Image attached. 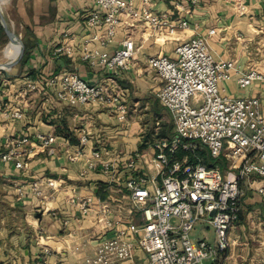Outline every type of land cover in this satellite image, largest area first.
Returning <instances> with one entry per match:
<instances>
[{
    "label": "built area",
    "instance_id": "2783aa9c",
    "mask_svg": "<svg viewBox=\"0 0 264 264\" xmlns=\"http://www.w3.org/2000/svg\"><path fill=\"white\" fill-rule=\"evenodd\" d=\"M96 4L97 9L90 12L86 25L97 32L84 41L80 56L92 67L108 71L129 70L136 54L130 35L113 54L105 49L121 25L125 29L150 30L155 37L191 27L186 18L155 12L152 0H96ZM240 7L242 12L246 10L241 3ZM178 10L191 13L190 9ZM94 41L98 46H89ZM54 51L74 54L70 44L57 45ZM174 52L176 57L160 53L147 59L148 68L160 80L156 98L170 112L174 123V135L157 140L150 157L136 150L126 155L122 164V154L112 152L103 142L99 148L86 152L90 143L86 128L80 130L78 144L65 141L63 147L52 133H39L34 141L27 136L5 141L0 137V144L5 147L0 151V162H13L18 169L28 168L30 159L38 153H62L72 163L82 162L81 177L101 170L111 182L116 177L124 182L134 208L127 219L119 216L106 221L105 227L111 228L112 234L102 236L94 251L83 257L82 264L132 261L137 246L147 255L146 264L216 261L229 248V232L240 218L243 185L251 187L255 179H260L256 191L264 198V113L260 98L225 93L222 83L237 71L236 63L216 59L204 35L182 40ZM254 81H264V69H249L239 78V85L245 88ZM47 85L68 106L110 101L116 105L119 118H126L127 91L120 86L90 83L75 71L53 75L47 79ZM26 87L37 91V81L28 80ZM5 115L17 119L23 117V112L18 107ZM203 148L213 158L224 157L228 171L203 163L198 156ZM61 186L54 178H44L35 180L32 190L43 202L51 195L50 190ZM18 191L23 196L22 189ZM92 202L90 197L80 201L85 214ZM212 211L215 213L210 216ZM199 222L214 229L215 243L206 237L192 236ZM43 248L45 254L50 253L49 247ZM36 264L48 262L41 259Z\"/></svg>",
    "mask_w": 264,
    "mask_h": 264
},
{
    "label": "crops",
    "instance_id": "0c3cea01",
    "mask_svg": "<svg viewBox=\"0 0 264 264\" xmlns=\"http://www.w3.org/2000/svg\"><path fill=\"white\" fill-rule=\"evenodd\" d=\"M152 3L155 12L186 18L191 27L175 32L174 36L175 33L165 32L155 37L141 27L125 29L121 25L105 49L113 54L130 35L136 54L129 70L108 71L92 67L80 56L84 41L97 32L86 25L90 12L97 9L96 0H0V52L4 49L7 59L17 57L18 53L7 49L11 41L9 32L13 31L29 53L25 65L17 63L13 73L0 76L1 139L27 136L34 141L39 133H52L63 147L65 141L78 144L79 132L86 128L90 133L86 152L99 148L103 142L112 152L122 154L120 161L124 164L127 156L138 149L140 137L132 139L115 134L100 124V119L109 124L116 117V105L107 101L68 106L55 97L47 79L75 71L90 83L120 86L127 91L124 103L128 110L130 100V103L134 99L139 101L159 89L160 80L148 68L147 59L160 53L176 57V46L196 34L207 38L216 59L236 63L237 71L222 83L225 93L259 97L264 113V81H254L245 88L239 85V78L249 69H264V0H198L195 4L191 0H152ZM240 3L246 6L244 12ZM177 6L190 9L191 13L179 11ZM60 44H70L74 54H56L54 48ZM89 46L98 43L94 41ZM30 79L37 81V91L27 90ZM18 107L23 117L5 115ZM4 149L0 144V151ZM82 167V162L72 163L62 153L33 155L26 169L16 168L13 162H0V264H36L41 259H46L48 264H82L83 257L94 251L101 237L112 234V229L105 227L106 221L119 216L128 218L132 208L112 206L114 192H122L123 197L129 198L124 182L117 177L111 182L101 170L81 177ZM44 178H54L62 186L50 190L51 195L42 202L32 185ZM261 182L255 179L251 187L243 185L240 218L229 232V248L216 260L221 264H264V198L256 191ZM101 185L109 193L105 199L99 193ZM19 188L23 196L19 195ZM88 197L93 202L85 214L79 203ZM7 205L13 209H7ZM203 224V237L207 238L206 230L212 227ZM44 246L51 249L49 254L44 253ZM147 261V255L137 246L135 258L122 264Z\"/></svg>",
    "mask_w": 264,
    "mask_h": 264
},
{
    "label": "rangeland",
    "instance_id": "374dc122",
    "mask_svg": "<svg viewBox=\"0 0 264 264\" xmlns=\"http://www.w3.org/2000/svg\"><path fill=\"white\" fill-rule=\"evenodd\" d=\"M149 32H152V31L149 30ZM19 41H21L20 38H19ZM15 59L5 58L4 49L3 51L0 52V65H4L6 63L12 62ZM15 67L16 66H13L12 68L7 69L8 67L5 66L6 68L5 70H0V76L13 73L15 71ZM134 100L135 101H132L131 103H130L131 100L129 101L128 113L124 120H121L119 118L118 112L114 111V114L116 115V117L112 118L109 124L107 122L102 121L101 119H100V124L106 127L107 131L111 130V132L115 134L119 133L120 135L121 134L128 135L129 138H132V139L134 138L137 139V137H140L138 141L137 151H139L140 154H142V152H145L147 156L150 157L153 154V147L155 143L157 142V140L160 139L157 137V134L160 131L163 123L165 122L167 123L170 117L167 114L168 110L165 109L159 103L154 93H149L148 95H144L139 101H136V99ZM227 165L228 164L226 161L225 166L220 165L219 168L223 172H226L228 171ZM113 194H114L113 196L115 199V201L112 203L113 207L116 204H121L123 210L134 208V204L132 203L131 199L123 197L124 193L114 192ZM38 204L40 203L38 202ZM8 205L6 206L7 209L8 208H10V210L13 209V207H10V206L8 207ZM41 205H43V203ZM114 208L116 209L118 207H114ZM203 227H204V224L199 222L196 225L192 233V236L195 237L196 239L204 238L203 232H202ZM206 231L208 233L207 239L211 242H216V235H215L214 229L209 228ZM200 264H221V261L206 260Z\"/></svg>",
    "mask_w": 264,
    "mask_h": 264
},
{
    "label": "trees",
    "instance_id": "16d2710c",
    "mask_svg": "<svg viewBox=\"0 0 264 264\" xmlns=\"http://www.w3.org/2000/svg\"><path fill=\"white\" fill-rule=\"evenodd\" d=\"M28 59H29V53H28L27 49L24 47L23 56L21 57L19 63L21 65H25L28 62ZM167 114L170 117V118L168 117L169 121L167 123L166 122L163 123L160 131L157 134L158 138H171L173 136V133H174L173 119H172V116L169 113V111H167ZM198 156L201 158L202 162L205 163L208 167H215V166H220V165L225 166V163H226V161L223 157L213 158L211 156L210 152L206 148L199 150ZM104 188H105V186L101 185L99 193L101 194V197H103L105 199V198H107L109 193Z\"/></svg>",
    "mask_w": 264,
    "mask_h": 264
},
{
    "label": "water",
    "instance_id": "95a60500",
    "mask_svg": "<svg viewBox=\"0 0 264 264\" xmlns=\"http://www.w3.org/2000/svg\"><path fill=\"white\" fill-rule=\"evenodd\" d=\"M3 22L6 23L4 17H3ZM9 35H10V39H15V40L18 39V36L13 31L9 32ZM23 52H24V47H23V44L21 43V49H20V53H19L18 57L12 62L6 63L4 65H0V70H5V66H7L8 68H12L17 63H19L21 57L23 56ZM214 213H215V211H212L210 213V216H213Z\"/></svg>",
    "mask_w": 264,
    "mask_h": 264
},
{
    "label": "bare ground",
    "instance_id": "6f19581e",
    "mask_svg": "<svg viewBox=\"0 0 264 264\" xmlns=\"http://www.w3.org/2000/svg\"><path fill=\"white\" fill-rule=\"evenodd\" d=\"M174 35H176V33L175 34H173V36ZM17 43V44H16ZM16 46V47H15ZM7 49H8V51L9 52H12L13 53V51H14V53L15 54H17V56L19 55V53H20V49H21V43H20V41L18 40V39H11V41H10V43L8 44V47H7ZM6 69V68H5Z\"/></svg>",
    "mask_w": 264,
    "mask_h": 264
}]
</instances>
